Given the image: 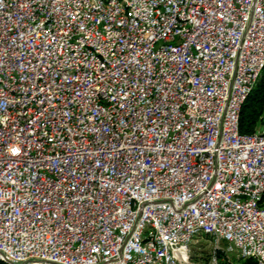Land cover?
Wrapping results in <instances>:
<instances>
[{
    "label": "built area",
    "instance_id": "1",
    "mask_svg": "<svg viewBox=\"0 0 264 264\" xmlns=\"http://www.w3.org/2000/svg\"><path fill=\"white\" fill-rule=\"evenodd\" d=\"M263 69L264 0H0V263L264 264Z\"/></svg>",
    "mask_w": 264,
    "mask_h": 264
},
{
    "label": "trees",
    "instance_id": "2",
    "mask_svg": "<svg viewBox=\"0 0 264 264\" xmlns=\"http://www.w3.org/2000/svg\"><path fill=\"white\" fill-rule=\"evenodd\" d=\"M264 126V69L259 80L242 105L239 115V132L250 135ZM2 264V263H0Z\"/></svg>",
    "mask_w": 264,
    "mask_h": 264
},
{
    "label": "rangeland",
    "instance_id": "3",
    "mask_svg": "<svg viewBox=\"0 0 264 264\" xmlns=\"http://www.w3.org/2000/svg\"><path fill=\"white\" fill-rule=\"evenodd\" d=\"M261 131H264V126L261 127ZM196 248H193L195 250V254L200 255L202 259H206L210 255L211 247L208 243L202 242L199 245L195 246Z\"/></svg>",
    "mask_w": 264,
    "mask_h": 264
}]
</instances>
